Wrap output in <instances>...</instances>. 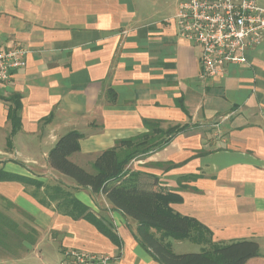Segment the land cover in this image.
Returning a JSON list of instances; mask_svg holds the SVG:
<instances>
[{
  "label": "crops",
  "instance_id": "crops-1",
  "mask_svg": "<svg viewBox=\"0 0 264 264\" xmlns=\"http://www.w3.org/2000/svg\"><path fill=\"white\" fill-rule=\"evenodd\" d=\"M178 6L179 0H0V50H28L26 65L0 82V168L61 183L105 217L119 239L61 213L56 202L40 203L33 184L0 181V194L57 237L51 258H59L49 264L72 247L110 254L116 264H161L138 243L132 217L48 160L57 140L76 129L80 150L70 159L93 170L103 151L145 132L146 119L188 127L127 168L179 193L182 200L171 206L205 225L212 241L258 242L260 254L244 264H264V39L248 52V64L227 65L223 78H202L201 49L179 34ZM184 241L200 251L206 246L172 239L173 251ZM26 246L23 256L0 255V264H29L41 247Z\"/></svg>",
  "mask_w": 264,
  "mask_h": 264
},
{
  "label": "trees",
  "instance_id": "trees-1",
  "mask_svg": "<svg viewBox=\"0 0 264 264\" xmlns=\"http://www.w3.org/2000/svg\"><path fill=\"white\" fill-rule=\"evenodd\" d=\"M18 110L20 105L14 113L15 127L19 125ZM145 125V132L121 139L114 147L99 154L93 162V170H87L70 159L73 153L80 150L82 137L78 130L72 129L52 147L48 156L49 163L52 168L72 178L78 187L90 188L93 193L102 192L114 208L132 217L137 223L135 237L138 243L150 250L161 264H244L259 255V244L253 240L229 243L212 241L211 231L205 225L194 217L180 214L171 206L182 200L179 193L159 184L156 177L154 182L141 180L144 173L127 168L134 158L162 148L175 134L188 127L187 124L162 127L158 122L148 119ZM9 180L35 184L34 195L40 203L51 206L52 202H56L55 208L61 213L74 218H86L119 243L105 217L96 215L71 189L61 183H45L0 168V181ZM42 187L43 193L40 192ZM35 232L33 227H23L0 209V255L20 256L22 251L28 250L26 242L36 243ZM172 239L191 240L206 246L200 252L176 253L172 248Z\"/></svg>",
  "mask_w": 264,
  "mask_h": 264
},
{
  "label": "built area",
  "instance_id": "built-area-1",
  "mask_svg": "<svg viewBox=\"0 0 264 264\" xmlns=\"http://www.w3.org/2000/svg\"><path fill=\"white\" fill-rule=\"evenodd\" d=\"M179 34L201 49V77H225L229 64H248V52L264 39V6L256 0H179ZM28 50H0V82L26 65ZM107 253L63 250L57 264H116Z\"/></svg>",
  "mask_w": 264,
  "mask_h": 264
},
{
  "label": "rangeland",
  "instance_id": "rangeland-1",
  "mask_svg": "<svg viewBox=\"0 0 264 264\" xmlns=\"http://www.w3.org/2000/svg\"><path fill=\"white\" fill-rule=\"evenodd\" d=\"M257 1L259 4L264 6V0H257ZM145 155H141V156H145ZM136 158H134V159H136ZM89 168H93V167L90 166ZM36 180H38V179H36ZM38 181H42V180H38ZM38 181L36 183H38ZM27 185H29V184H27ZM34 185L35 184H33L31 186H33V188H34L36 186V185L35 186ZM2 197H5V196L0 194V209L6 211L14 219H16L18 222H20L23 227L28 225L30 227H33L36 230L35 233L37 234V241L34 245L36 246L39 244V247H41V248H39V249L36 248L35 259L30 261L29 264H49L52 262H57L59 257H56V258L52 257L51 258V254H52L51 252L55 251L57 246H58L57 237L51 236L50 233H46V231L43 228L39 229L38 227H36L35 218H33L31 214H29L27 211L23 210L20 206L14 204L13 202H12L13 203L12 204L11 200H9L10 198L5 197V199H3ZM182 243L183 244L175 245L174 250L176 252H199L200 251V246L195 244V243H192L190 241H184ZM26 252H27L26 250L22 251L21 255L22 256L25 255ZM45 254L46 255L48 254V255L45 256ZM7 256H11V255H7Z\"/></svg>",
  "mask_w": 264,
  "mask_h": 264
}]
</instances>
